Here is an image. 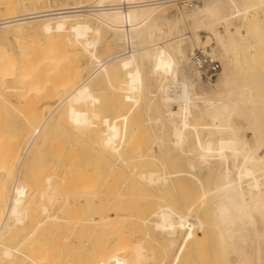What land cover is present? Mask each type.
Returning a JSON list of instances; mask_svg holds the SVG:
<instances>
[{"label": "bare ground", "instance_id": "bare-ground-1", "mask_svg": "<svg viewBox=\"0 0 264 264\" xmlns=\"http://www.w3.org/2000/svg\"><path fill=\"white\" fill-rule=\"evenodd\" d=\"M44 1L0 2V35L19 45L0 52V96L34 100L21 148L0 143V264H264V0H188L167 30L158 13L176 0ZM108 33L117 49L96 58L86 38ZM198 44L220 63L213 82L188 68ZM66 127L70 147L53 144ZM40 147L57 154L26 193ZM79 177L81 228L50 214ZM65 222L54 246L36 242Z\"/></svg>", "mask_w": 264, "mask_h": 264}, {"label": "rangeland", "instance_id": "rangeland-1", "mask_svg": "<svg viewBox=\"0 0 264 264\" xmlns=\"http://www.w3.org/2000/svg\"><path fill=\"white\" fill-rule=\"evenodd\" d=\"M2 0H0V2H1ZM46 1L47 0H45L44 2L46 3ZM50 1V3L47 1V3L45 4V5H52V4H59V3H64V2H66V1H72V0H49ZM53 1H54V3H53ZM87 1H90V0H87ZM188 2V0H176L175 2H173L172 4H170V5H167L166 7H164L163 9H161L160 11H159V13H158V15L161 17V22L164 24H162L161 26H163V27H161L163 30H167V26L165 25L166 23L164 22L165 20H164V18H162V16L163 17H169L171 14H173V13H175V12H179V11H185V10H187L188 8H190V7H188L187 5H186V3ZM52 3V4H51ZM43 4V3H42ZM28 5V6H27ZM27 5H25L24 7H18V8H16L15 10L16 11H22V9H24V8H31V7H33V5H30L31 7H29V4H27ZM34 6H36L37 7V5H34ZM38 6H40V5H38ZM179 10V11H178ZM170 13V14H169ZM0 14L2 15L3 14V11L0 9ZM162 14V15H161ZM0 15V16H1ZM165 17V18H166ZM163 19V20H162ZM261 22H262V25L261 26H263L264 27V22H263V19L262 20H260ZM233 22L235 23V24H237L238 23V19L237 18H234L233 19ZM214 28H216V26H213ZM188 28V29H187ZM189 28H191V27H186L185 29V35H190V34H193V30H191V29H189ZM217 29L220 31V32H223V29H222V27H217ZM187 33V34H186ZM194 33H196L197 35L199 34V36L201 37V38H203V36H205V35H208L209 33L207 32V30H199V31H196V32H194ZM204 33H206V34H204ZM26 34L28 35L29 33H27L26 32ZM26 34H24V36H22V37H24L23 39L24 40H26L25 38H27V39H29V38H31L30 37V35L31 36H33L32 35V33H30V35H28V36H26ZM35 35V34H34ZM40 34H38V36H39ZM59 35L60 34H57L56 33V36H58L59 37ZM107 35H109L110 37H112L111 39H109L108 37H107V41L106 40H104V39H102V38H97L94 34H91V35H89L87 38H86V40L88 41V50H90V51H92V53H94L95 52V54L96 53H98L99 54V56L98 57H96V58H101V57H103V56H105V55H108V54H110V53H112V52H114L116 49H117V46L114 44V41H113V36L111 35V34H107ZM36 36H37V34H36ZM37 36V38H38V40L39 41H42V37H41V35H40V37H38ZM29 37V38H28ZM61 37V36H60ZM67 37H69V35H63L62 36V38H67ZM2 38V39H1ZM5 40V41H4ZM30 40V39H29ZM17 40L15 39V38H13L12 36H11V34H7V35H0V52H6L7 54H12V55H15V54H17L18 53V51H17V47L19 48V45H18V43L16 42ZM110 41H111V43H110ZM170 41H172V40H170ZM159 42V41H158ZM161 42V41H160ZM1 43H3V44H1ZM15 44V45H14ZM200 44H198L197 46H195V48H188V50H187V55L190 57V54L192 53V51H194V50H196V49H200L201 50V46H199ZM4 46V47H3ZM3 50H2V49ZM192 50V51H191ZM126 51L128 52L129 51V48L128 49H126ZM190 51V52H189ZM202 51V50H201ZM127 52H124V53H127ZM263 64V66H264V63H262ZM188 68L190 67V68H192L193 69V65H192V67L190 66L191 65V62H189L188 63ZM261 67H262V65H261ZM195 70V69H194ZM264 71V70H263ZM86 74V73H85ZM85 74H83L84 76H85ZM83 76V77H84ZM217 76H218V74L212 79V81L211 82H213L216 78H217ZM201 78V77H200ZM263 80H264V77H263ZM246 82H248V84H249V86H250V82H249V79L246 81ZM252 83V86H256V84L258 85L259 83H257L258 81H256V82H254V80L253 81H251ZM254 82V83H253ZM263 83H264V81H263ZM203 84V83H202ZM7 85H11V82L10 81H6L2 86H7ZM203 85H205V84H203ZM260 85V84H259ZM206 86V85H205ZM204 86V87H205ZM230 86H235V83L233 84V83H231L230 84ZM255 86L253 87V88H255ZM261 86V85H260ZM263 86H264V84H263ZM263 86H261V87H259V88H257V89H254V90H258V93H254V94H258L259 95V93H260V91H261V96L260 97H257V98H260L261 99V97H262V99L264 98V87ZM257 87V86H256ZM252 88V89H253ZM259 89H260V91H259ZM263 91H262V90ZM256 95H253V98L255 99L256 97ZM263 95V96H262ZM256 98V100H258ZM254 99H252L253 100V102L255 103L256 101L254 100ZM262 99L261 100H259V101H261V105L263 106L264 104V102H262ZM264 100V99H263ZM34 100H33V96H32V94H29L28 96H26V97H6V96H4V95H2V96H0V143L1 144H4V145H6L8 142V144H12L13 142L14 143H16V142H18V144H14V145H11L12 147H17L18 146V149H20L21 148V146H22V143L26 140V136H25V133H26V130L25 129H28V127L26 126V123H25V116H26V114L28 113V106H30V104L33 102ZM141 103H143L142 101H141ZM257 103V102H256ZM255 103V104H256ZM259 103H257V105L259 104ZM138 108H142V106L141 105H139L136 109L137 110H141V111H139V113L140 114H138L137 116H138V122H140L141 123V126L142 125H144L145 127H147L145 124H146V121L144 122V123H142V120L143 119H146V117H145V112H143V110L142 109H138ZM135 109V111H137ZM137 114V113H136ZM262 119V118H261ZM144 121V120H143ZM263 121H264V118H263ZM137 122V121H136ZM138 122H137V124H138ZM139 126H140V124H139ZM143 126V127H144ZM68 128H70V130H71V127H69V126H67ZM67 127H66V129L65 128H63L64 129V132H63V129L60 131L59 130V132H58V135L56 134V136L55 137H57V139L56 140H59V141H56V142H54L53 144H58V142H60L58 145H66V147H68L69 145H70V137H69V135H70V133H71V131H69L68 129H67ZM142 127V128H143ZM146 129V128H145ZM143 130H144V128H143ZM25 131V132H24ZM23 132V133H22ZM61 133V134H60ZM60 134V135H59ZM71 136V135H70ZM69 137V138H68ZM2 139V140H1ZM5 139V140H4ZM16 140V141H15ZM1 141H3V143L1 142ZM5 142V143H4ZM12 142V143H11ZM7 144V145H8ZM53 144H49V145H53ZM56 144V145H57ZM16 145V146H15ZM68 145V146H67ZM59 147H61V146H59ZM66 147L64 146V148H63V146H62V148H61V150H64V149H66ZM70 147V146H69ZM70 149V148H69ZM44 150V151H43ZM68 150V149H67ZM53 153H52V152ZM56 151V150H55ZM69 151V150H68ZM57 152V151H56ZM64 152L66 153V151L64 150ZM40 153H41V155H40ZM52 154V155H51ZM55 152H54V149H50V148H46L45 147V149H43L42 147H40L39 149H38V156H36V159H34V161L35 162H32L31 163V165H32V167L30 168V165H29V168H28V170L24 173L25 174V178H26V180H27V182L28 183H25L24 184V188H25V192L26 193H29L33 188H35V184L33 185V183H32V180H34V182H36V181H38V179H40V178H42V176L44 175V176H46V175H48V174H50L51 173V166L53 165V162H54V160H53V158L55 157V155L57 154H55ZM66 154H68V152L66 153ZM42 159V160H41ZM38 160V161H37ZM38 163V164H37ZM40 163H42V164H40ZM33 164H34V166H33ZM16 166H17V164H14L13 165V167H12V169H11V175H10V180H9V184H8V186H10L11 185V182L13 181V178H14V175H15V171H16ZM50 168V169H49ZM35 169H37V170H35ZM48 172H50V173H48ZM47 173V174H46ZM43 176V177H44ZM80 178V179H79ZM79 178H77V179H75L76 181L73 183V185L75 186L73 189L75 190V191H77L78 193H76V192H74L75 194H74V196L75 197H72L71 199H70V201H69V204H68V206H69V210L67 209L65 212H63V213H60V212H58V211H55L56 210V208L55 207H53L52 209H51V211H50V214H51V212H53L52 214H57V215H59V216H65V217H67V219H68V216H70V217H72V219H73V221L75 222L76 220H77V218H78V224H77V226L78 227H82V226H79V225H81L80 223L82 222V224H83V227L85 226L84 225V220L87 218V215H88V209H87V199L85 198L86 196L84 195V193H83V184H82V182H83V178H81V177H79ZM82 179V180H81ZM80 180H81V183H79L80 182ZM74 181V180H73ZM41 182L42 183H44L43 181H39V184H40V186H42L41 185ZM77 182V183H76ZM77 186H76V185ZM79 184H80V186H79ZM79 187H82V189L81 190H78L79 189ZM77 188V189H76ZM82 191V192H81ZM8 192H9V189H8ZM80 193H81V195H80ZM83 193V194H82ZM83 196V197H82ZM83 198H85L86 199V202H85V200L83 199ZM82 205H80V204ZM80 205V206H79ZM71 206L73 207L72 208V210H71ZM78 208V210H76ZM82 209L84 210V211H82ZM71 210V211H70ZM55 212H58V213H55ZM69 213L68 215H67V213ZM75 213H76V215H75ZM78 213V214H77ZM85 213H87V214H85ZM65 214V215H64ZM85 215V216H83V215ZM39 215V216H38ZM38 215H37V219H42L43 217H44V214H41V213H38ZM75 215V216H74ZM79 216V217H78ZM75 218V219H74ZM82 219H84V220H82ZM77 221H76V223H77ZM67 222V221H66ZM65 222V226L64 225H62V224H60V226H54V225H52V227H53V229H51L52 227L49 225V228L47 229V230H44L42 233H44L45 234V236H44V234H39V238H37V240L38 241H36L37 243H39V241L42 243L43 242V245H46V246H49L51 243L53 244V245H50L49 247H52V246H54V244H55V241H56V239L55 238H57L58 239V237H63V236H67V235H69L70 233H71V231L73 230L72 229V227L70 226V224L69 223H66ZM47 223L49 224L50 222H48L47 221ZM67 224V225H66ZM72 225V224H71ZM64 226V227H63ZM29 227H26L25 229H28ZM60 228V229H59ZM68 228V229H67ZM57 229V230H56ZM52 230V231H51ZM59 230V231H58ZM58 233H57V232ZM50 232V233H49ZM66 232V233H65ZM52 233V234H51ZM20 234H22V233H20ZM60 234L62 235V236H60ZM41 235H42V237H41ZM52 235V236H51ZM54 238V239H53ZM52 241V242H51ZM47 242V243H46ZM45 243V244H44ZM49 243V244H48ZM40 244V243H39ZM214 258H216V259H214V262L216 263V264H218L219 263V261H220V263L219 264H221L222 263V261L218 258V257H214ZM218 262V263H217ZM2 264H6L5 262H2Z\"/></svg>", "mask_w": 264, "mask_h": 264}, {"label": "built area", "instance_id": "built-area-1", "mask_svg": "<svg viewBox=\"0 0 264 264\" xmlns=\"http://www.w3.org/2000/svg\"><path fill=\"white\" fill-rule=\"evenodd\" d=\"M192 4V2L186 3L188 7H191ZM190 59L193 66L199 71L204 82H211L220 69V63L200 49L192 51Z\"/></svg>", "mask_w": 264, "mask_h": 264}]
</instances>
